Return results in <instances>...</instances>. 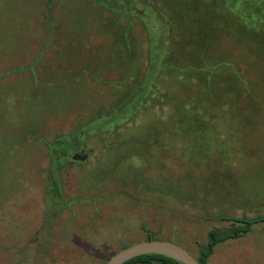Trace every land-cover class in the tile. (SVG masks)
I'll return each mask as SVG.
<instances>
[{
	"label": "rangeland",
	"instance_id": "1",
	"mask_svg": "<svg viewBox=\"0 0 264 264\" xmlns=\"http://www.w3.org/2000/svg\"><path fill=\"white\" fill-rule=\"evenodd\" d=\"M83 1L50 3L56 8V26L58 21L63 25L56 27L58 31H66L73 46H83L80 51L89 53L93 41L87 40L88 35L100 29L101 18L94 16ZM167 1L159 3L170 19L173 35L182 37L183 27L193 30L204 26V5L189 2L187 16L179 17ZM134 5L154 17L148 4L140 1ZM186 5L188 2L182 7ZM110 12L114 11L105 15L109 17ZM42 13L40 0H0V63L10 61L8 66L13 67L8 72L15 73L14 77L0 76V264H102L123 246L145 240L142 224L156 233L157 239L177 243L197 257L195 242L205 243L210 227L224 231L235 225L223 216L264 214V51L252 44L258 41L256 37L237 39L232 31V37L213 32L214 37L208 38L209 54L206 61L200 57V63H212L209 67L213 73H220V60L229 63L223 69L227 68L222 74L227 77L221 89H231L238 96L229 99L230 94L211 95L204 84L190 78L194 89L187 93L199 94L194 100L202 104L198 108L202 114L193 109L184 114L201 132L184 136H177L172 125L183 115L173 113L177 102H185L188 94H173V86L179 90L173 75L161 69L151 89L144 78L149 74H144V65L140 73L132 74L139 61L105 63L102 69L119 81L112 97L127 91L126 84L144 78L138 96H148L146 105L110 135L85 138L75 152H86V158L71 157L69 161L64 154L54 157L61 148L39 143L40 136L51 126L56 112L60 120L56 126L65 131L87 122L92 118L87 114L92 101L104 88L96 85L90 89L81 84L80 90L75 88L80 62L73 48L59 52L58 67H38L34 63L37 58L26 52L25 39ZM242 13L248 18L253 12ZM132 15L136 21L132 41L144 45L146 28L136 14ZM111 17V26L128 24L118 13ZM46 24L55 28L51 19ZM213 28L219 29L216 25ZM201 34L194 36V42L203 41ZM104 44L97 47L102 55L110 47H119ZM65 45L70 44L65 41ZM139 47L134 46L135 51ZM23 59L28 63L22 67L18 63ZM47 61L42 58V63ZM79 61L84 65L87 60ZM153 82L152 77L150 84ZM248 92L249 96L244 95ZM61 104L68 109L61 110ZM124 107L133 110L136 105L131 102ZM116 110L117 123L125 110ZM101 121V117L96 118L81 130H91L93 123ZM57 140L59 146L69 145L68 135ZM47 149L51 155L55 153L49 167L56 180L48 173L47 162L40 160ZM207 264H264V223L253 225L250 232L237 239L219 243Z\"/></svg>",
	"mask_w": 264,
	"mask_h": 264
},
{
	"label": "trees",
	"instance_id": "2",
	"mask_svg": "<svg viewBox=\"0 0 264 264\" xmlns=\"http://www.w3.org/2000/svg\"><path fill=\"white\" fill-rule=\"evenodd\" d=\"M87 1V2H85ZM84 3L88 4L89 8L92 10L94 15L98 16L100 19L101 27L100 29L96 30L97 36H108L112 39V42L109 41V44H104L107 46H125L124 55L125 58L121 59L120 62H128L129 60H132L134 57L135 51L133 46H140V52L139 54L135 56L138 57L137 59L140 63V68L135 65V73H140L141 69L143 68V65L145 66L144 74H148V76L145 75L144 78H147V81H149L148 87L154 88L155 86V80L156 76L159 74L160 70L166 69L170 75L172 76V81H174L175 84H178L179 90L174 89L171 90L173 94H188L187 91L194 89V87H190L193 84L191 83V79H196L198 82L204 84L206 89L205 91L209 92L211 95H214L216 93H219L221 96L223 95H229V99L237 97V93L229 89L227 91H224L221 89V86L223 85L222 81L225 79L224 77H227L226 75H222L224 72H227V68L224 71V66H228L226 64V61L220 60L221 63V70L220 73H213L211 67H209L212 63H207L208 66H205L200 63V57L203 60H207V54L208 49H206V46H208L209 43H206L208 41V38L210 36H213V32H217L218 35L227 34L232 37L231 33L234 31L238 35L236 37L237 39L246 38V37H256V39L260 42H252L253 45L258 46V49L260 52L264 51V0H168L167 2L171 1V5L174 6V9L176 8V12L179 14V17H186L188 14V10L190 9L189 2L198 3L199 5H204L203 7V14L207 17L204 26L199 27L198 29L193 28V30L182 29V33L184 35L181 37L180 35L175 36L171 33V30L169 28V21L170 19L167 17V15L164 13V11L161 9V5H163L160 0L158 3L156 0H85ZM96 3V5H92L91 2ZM143 2L145 4H148L152 15L154 17H149V14L146 12L143 8H137L134 4ZM166 1V0H163ZM47 4L49 5V8L51 6L50 0H46ZM188 5L182 7L183 3H187ZM114 11L113 14L106 16L107 11ZM251 10L253 13L246 18V14L244 15L242 12ZM109 13V14H110ZM116 13L119 14L120 17H125V20H127L129 25H123L122 27L116 28L114 26H111V19L113 15H116ZM136 14L141 20V22L144 24V27L146 28V34L145 38L146 44H138V42H135V44L132 41L135 26L134 22L135 19H133V15ZM218 15V18L215 15ZM106 17H105V16ZM181 15V16H180ZM184 15V16H183ZM189 16V15H188ZM216 18V20H214ZM119 19V18H118ZM102 20V21H101ZM152 21V23L150 22ZM184 18L181 19V22H183ZM190 23V21H188ZM157 24H160L158 26ZM119 25V23H118ZM139 25V24H138ZM153 25V27L151 26ZM182 25V24H181ZM216 25L219 27V29L215 30L213 26ZM202 27H204L202 31ZM101 30V33L98 32ZM109 30V31H108ZM107 31L109 32L107 35ZM113 31V35L111 33ZM199 32H202L201 35H203V41L194 42V36L198 35ZM106 33V35H105ZM109 38V40H110ZM68 43L70 41H73L72 39L65 40ZM213 41V40H212ZM64 43V40H62ZM63 43H61L63 45ZM259 43V44H258ZM93 46L88 54V59L82 65L78 63V71L75 78H77L76 86L75 88L80 90L81 88H78V84L81 85H87L89 88H94V86L98 85L100 87H103V92L100 96H97L94 98L91 104V109L87 113L88 115L91 114L92 118L89 119L85 123L93 122L96 118H102L101 123L92 124L91 130H87L85 132V129L82 131L81 127L85 124L84 122H79L78 124L73 125V127L70 130L65 131L62 129V127H57L56 123L60 120H58V112H56V118L54 119V116L50 115V117H53L52 124L49 128L46 129L44 134H40L41 141H43L46 144L50 145H57V147H60L61 149L56 150V154L53 153L52 155L49 153V150L47 151L48 161H47V167H48V173L52 176H54V172L51 165L52 162V156L58 157V155L64 154L66 155L65 159L72 160V159H78V160H84L87 156L86 152H75L82 142L85 140V138L90 137L95 134L104 133L106 136L110 135L109 133L112 130H116L117 127L121 126L123 123H126L127 121L133 119V117L139 115L141 113V108L146 105V100L148 99V96L146 97H139V91L142 87V81H132L128 84H126L127 91L123 92L122 95H117L116 97H112L114 86L117 84L115 80H113L111 77L108 79L107 73L102 69V66L107 62H114L118 59V53L119 49L117 47L109 48V50L102 55V53H98L97 47L101 46V44L98 43H92ZM196 46H203V48H198ZM116 48V49H115ZM120 52V51H119ZM43 54H45L43 52ZM263 54V53H262ZM261 54V56H262ZM42 56V57H41ZM260 56V57H261ZM198 57V58H197ZM38 58H43V55H40ZM37 58V59H38ZM47 60L52 66L58 67L60 65L59 60L57 61L56 58H59L56 55L52 57H47ZM56 61V62H55ZM56 63V64H55ZM100 63V64H99ZM224 63V64H223ZM76 65V66H77ZM29 66V65H28ZM26 66V68L28 67ZM23 67V66H22ZM82 68H84L82 70ZM82 70V71H81ZM139 70V72H138ZM161 70V71H162ZM255 70V69H254ZM223 71V72H222ZM192 73H196L199 76H192ZM261 73H263L261 71ZM84 75V76H82ZM34 77V75H33ZM154 78V82L150 84V79ZM180 77L184 79H180ZM245 77H243L244 84L247 85L246 80H244ZM184 81V83L182 82ZM124 81V80H123ZM215 83V84H214ZM206 84V85H205ZM125 85V81H124ZM245 85L246 91H248L247 87ZM147 87V88H148ZM229 87V86H228ZM146 88V89H147ZM128 89H133V91H129ZM145 89V90H146ZM155 91V90H154ZM251 92L244 93V95L249 96ZM242 94V93H241ZM194 95H199L198 93H189L187 95V100L184 102V99L182 101L177 102V105L175 107V111L173 114L177 113L179 115H183L182 117H177V119L173 120V127L174 129H177V136H184L185 134L191 133L195 134V132H201L199 128H195V125L191 122V120L188 119V115H185L184 112H187L189 109H193L196 114H202L198 111V108L201 107L202 104H200V101L194 100ZM190 97V98H188ZM234 100V99H233ZM236 100V99H235ZM136 101V102H135ZM133 103L136 105V108L131 110L130 108H125L124 106L128 103ZM105 105H104V104ZM183 103V104H182ZM72 103H69V105ZM213 107L216 106V104H211ZM62 109L61 110H67L68 107H63L61 104ZM124 109V113H122L121 118L117 123L115 119V111L118 109L119 111ZM239 108V107H236ZM245 109L248 108V106L243 107ZM199 112V113H198ZM245 112H251V111H245ZM207 115V114H206ZM68 116V115H67ZM67 116H65L64 120H67ZM208 116V115H207ZM206 128V127H205ZM205 128H203V132H205ZM211 131V130H210ZM69 136V145L66 146H59L57 138L61 135ZM206 134H209V132H206ZM208 135V136H209ZM78 137V138H77ZM83 139L82 141H80ZM45 144V145H46ZM74 146L76 149H69V147ZM79 153V154H78ZM71 157H73L71 159ZM69 160V161H70ZM47 173V175H48ZM49 177V175H48ZM54 179L56 180L55 176ZM53 179V180H54ZM52 185V184H51ZM55 188V187H54ZM52 191L51 187L48 188ZM58 192V191H57ZM222 219L229 220L235 222V225H232L230 228L224 230V231H218L215 227H210V229L207 232V241L205 243H200L196 241L195 243L198 245V255L197 260L201 264H207L210 256L214 253L215 247L219 243H223L228 240H234L237 239L246 233L250 232L252 230L253 225L264 223V214H256L254 216L248 217L247 215L243 214L239 217L236 216H229L225 217L223 216ZM7 227V226H6ZM142 230L145 232L146 235L145 240H153L157 239L156 233H153L149 228H147L144 224H142ZM158 236V235H157ZM162 240V239H160ZM126 246H123L124 248ZM121 248V249H122ZM110 256L106 257L105 261L102 263L104 264L107 259ZM15 264H20L19 261H17ZM123 264H183L180 261L163 255V254H157V253H148V254H142L139 256H135L127 261H125Z\"/></svg>",
	"mask_w": 264,
	"mask_h": 264
},
{
	"label": "crops",
	"instance_id": "3",
	"mask_svg": "<svg viewBox=\"0 0 264 264\" xmlns=\"http://www.w3.org/2000/svg\"><path fill=\"white\" fill-rule=\"evenodd\" d=\"M56 1L54 0V5H56ZM40 4L41 7L43 9V13H42V17L40 16V14L37 16V19L34 20V23L32 26H34V28L31 29L30 35L28 36V38L25 39L26 41V47H27V51L29 53V55H32V59L34 58H38L40 56V53H45L43 55L44 57H52L54 55H56V57L59 55L60 51H64V50H68L69 48H73L74 49V53L77 55V58H75L78 62H81L79 60H87L88 59V54L87 53H82L80 50H82L83 46H73V41H70L68 44H70L69 46L65 45V40L71 39V37L67 36L66 31H61L59 32L58 29L56 27H59L61 24L60 21H58V26H56V8L54 9V7L50 6L51 10L47 11V8H49L46 0H40ZM53 5V6H54ZM50 12L51 16L49 15ZM92 14L94 15V13L92 12ZM95 16V15H94ZM34 17V15H33ZM52 20V22L54 23V29H52L50 26H48V24H46L47 21L50 22V19ZM99 22V27H101V23ZM63 26V25H62ZM90 33V32H89ZM96 32H91L88 35V39L90 42L93 41L94 43H104L107 44V42L109 41V39L107 37L104 36H97L95 35ZM98 38V39H97ZM62 40H64V43L62 42ZM63 43V45L61 44ZM120 51V54L118 55V60L117 61H122L121 59L125 58L124 55V51H125V46H119L117 47ZM134 48V46H133ZM116 49V48H115ZM135 51V49H134ZM140 52V47L138 48L137 51H135V54L138 55ZM135 54L134 57L132 58V60H129L128 62L131 63L133 61H138L137 59H135ZM81 56H83V59L81 58ZM42 57V56H41ZM138 58V57H136ZM56 60L58 61L59 58H56ZM119 61V62H120ZM37 62L38 67L44 66V64L46 63H42V58H38L34 60V63ZM48 62V61H47ZM56 62V61H55ZM60 64H61V60H59ZM85 62V61H84ZM116 62V60L114 61ZM5 63L4 65H1L0 63V76H8L11 75L14 77V74H10V72H8L10 70V68L13 67V64L9 67L8 64L10 63V61L8 62H3ZM28 63V60H20V62L18 63L20 66H24ZM49 63V62H48ZM126 63V62H124ZM56 64V63H55ZM28 66V65H27ZM137 66L140 68V63L138 62ZM136 67V66H135ZM135 67L133 69L132 74H134L135 72ZM139 72V70H138ZM117 74H120L119 70H116ZM109 79V76H108ZM116 81V83L118 84V79H113ZM123 86V85H122ZM102 88V87H101ZM103 92V90H102ZM102 92H100V90L97 92V96H100L102 94ZM46 147V145L44 146ZM48 151V149H47ZM47 151H45L46 155L44 156L42 153L40 154L41 158V162H47L48 161V156H47ZM45 240V239H44ZM116 253V252H115Z\"/></svg>",
	"mask_w": 264,
	"mask_h": 264
},
{
	"label": "water",
	"instance_id": "4",
	"mask_svg": "<svg viewBox=\"0 0 264 264\" xmlns=\"http://www.w3.org/2000/svg\"><path fill=\"white\" fill-rule=\"evenodd\" d=\"M148 253L163 254L183 264H201L196 257L181 245L160 239H148L132 243L111 255L104 264H123L135 256Z\"/></svg>",
	"mask_w": 264,
	"mask_h": 264
}]
</instances>
